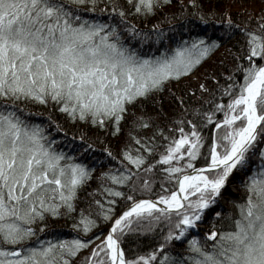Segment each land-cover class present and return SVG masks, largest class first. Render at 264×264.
<instances>
[{
	"label": "snow or ice",
	"instance_id": "obj_1",
	"mask_svg": "<svg viewBox=\"0 0 264 264\" xmlns=\"http://www.w3.org/2000/svg\"><path fill=\"white\" fill-rule=\"evenodd\" d=\"M126 3L127 7L118 0H0V264H73L93 240L97 243L81 264H264V148H257L264 142L258 139L264 137V15L252 26H240L230 14H223L225 32L238 30L243 41L232 52L234 64L224 73L223 83L209 73L217 89L205 102L211 104L207 111L201 105L186 108L168 126L171 132L157 127L166 141L159 150L154 136L130 133L137 147L126 145L122 155L135 170L122 161L123 171L102 173L129 192L105 185L102 195L107 203L94 201L99 216L110 221L103 239L85 235L29 243L35 225L44 231L47 215L74 212L78 188L90 169L56 151L47 126L25 118V106L52 104L73 121L100 128L111 124L115 134L131 106L192 72L221 43L197 35L180 40L175 48L141 55L138 49L145 41L159 44L166 32L157 25L138 29L128 16L153 14L171 0ZM189 3L200 7L197 0ZM198 15L204 21L205 13ZM119 24L125 25L123 31ZM129 38L137 41L136 48ZM199 88L207 91L203 83ZM218 96L227 97V102ZM189 112L198 123L188 118ZM217 112L223 113L222 118ZM131 114L134 128L153 123L149 116ZM206 125H213L210 135L203 131ZM56 128L61 130L59 124ZM153 153L156 158L149 163ZM257 153L259 164H254L252 156ZM154 171L162 179L159 191L149 195L156 183ZM237 172L249 173L244 185L247 196L237 204L239 214L232 225L227 230L214 225L204 242L198 236L188 238ZM137 191L142 198H136ZM109 197H125L128 202L115 217L110 206L116 201ZM145 221L138 230L163 223L167 231L150 253L128 258L121 237ZM97 223L81 209L73 227L88 234ZM182 238L187 239V249L173 255L171 242Z\"/></svg>",
	"mask_w": 264,
	"mask_h": 264
},
{
	"label": "trees",
	"instance_id": "obj_2",
	"mask_svg": "<svg viewBox=\"0 0 264 264\" xmlns=\"http://www.w3.org/2000/svg\"><path fill=\"white\" fill-rule=\"evenodd\" d=\"M118 2L127 7L126 0H118ZM197 3L200 7L193 8L189 0H171V3L166 7L153 14L136 15L132 13L128 16V20L138 29L147 31L151 30L153 25H157L166 32V38L159 44L154 40L145 41L138 49L141 55L158 54L159 50L175 48L180 40L190 39L192 36L197 35H207L219 39L221 43L196 65L192 72L184 74L179 79H172L162 91L154 92L147 99H141L138 104L131 106L128 118L121 122L119 132L113 134L111 124L100 128L90 122L73 121L52 104L44 105L36 102L25 106L27 109L24 113L25 118L47 126V130L50 131L52 138L56 141L54 145L56 151H63L66 155L73 157L77 162L85 164L90 169V175L78 188L74 212L71 215L58 217L47 215L43 221L46 225L44 231H40L39 224L35 225L36 234L29 243L34 244L38 238L70 239L75 236L84 237L85 235L88 239H91L93 235L101 239L110 221L99 216L94 201L100 200L102 203H107L102 195L105 185L119 187L126 194L129 192L127 186L113 185L111 181L102 176V173L109 170L123 171L122 161L128 164V167L134 169V166L122 155L126 145H131L133 148L137 147L130 133H135L136 136L142 138L154 136L159 150L162 149V145L166 141L159 132L155 131L157 127L164 129L165 132H171L168 126L174 125L186 108H196L201 105L203 110L207 111L211 107V104L205 102L211 99L213 90L217 89V81L211 79L209 73L216 75L217 79L223 83L224 73L229 72L234 64L232 52L238 49V42L243 41V37L238 30L234 29V34L231 35L225 32L224 21L227 17L223 14L225 12L230 14L236 25L244 26L245 23H248L249 26H252L256 17L264 15V0H197ZM80 7L85 6L81 5ZM201 11L205 13L204 21H201L198 15ZM209 13L214 14L208 15ZM103 15L107 16V14ZM118 19L117 17L116 20L118 21ZM118 26L122 31L125 28L124 24ZM125 35L128 36L127 33ZM128 43L133 48L137 47V41L131 38L128 39ZM237 79H240V77H237ZM201 83L205 85L207 91L199 88ZM190 89H195V92L190 91ZM178 97L183 99V103L178 101ZM217 99H223L225 103L227 102V97L218 96ZM133 112L137 115L143 114L151 117L153 123L146 128H134V116L131 114ZM186 115L188 118L193 119L195 123H198L196 116L190 112ZM216 115L218 118H222L223 113L217 112ZM57 124L60 125L61 130L59 131L56 128ZM212 127L213 125H206L203 128L204 133L210 135ZM258 139L264 140V137ZM209 143L210 139L206 140L202 152H207ZM257 148H264V142H258ZM105 149H108L112 155H109ZM153 158H156V153L149 155L148 162L150 163ZM203 159V155L197 158L199 163H202ZM252 160L254 164H259L258 153L252 156ZM248 174L246 173L244 178L238 182L237 192L227 199L226 207L217 211L220 215H211L207 219L204 228L191 234L188 238L198 236L201 242H204L206 239L205 234L214 225L218 230H227L232 225L234 218L239 214L237 204L243 202L247 196V189L244 185ZM154 175L156 183L149 195H154L159 191V181L162 177L158 171H154ZM142 195L139 191L135 193L136 198H142ZM109 199L116 201L114 205L110 206L112 216L124 209L128 203L125 197H109ZM81 209L98 219L96 227L88 234H84L73 227ZM146 223L145 221L141 225H134L133 230L124 233L121 237V246L128 258L150 253L162 241L163 234L167 231V225L163 223L152 227L150 230H138L143 228ZM95 242L97 240H93L88 248L81 250L73 259V264H81ZM186 249L187 239L173 241L169 247L173 255L184 252Z\"/></svg>",
	"mask_w": 264,
	"mask_h": 264
},
{
	"label": "bare ground",
	"instance_id": "obj_3",
	"mask_svg": "<svg viewBox=\"0 0 264 264\" xmlns=\"http://www.w3.org/2000/svg\"><path fill=\"white\" fill-rule=\"evenodd\" d=\"M240 174L237 172L234 176H232L231 177V179L229 180V183L227 184V186H226V188L225 189H223V194L220 196V198L219 199H217V206H219L218 207V209H220V208H223L224 207V205H225V203L223 202V200L225 201V196H226V194H227V196L228 197H230L231 195H232V186H233V182L235 181V177L236 176H239ZM221 202H223V203H221ZM221 203V204H220Z\"/></svg>",
	"mask_w": 264,
	"mask_h": 264
},
{
	"label": "rangeland",
	"instance_id": "obj_4",
	"mask_svg": "<svg viewBox=\"0 0 264 264\" xmlns=\"http://www.w3.org/2000/svg\"><path fill=\"white\" fill-rule=\"evenodd\" d=\"M231 190H232L231 192H234V191H235L233 188H232ZM234 193H235V192H234ZM224 199H225V198H224ZM223 202H225V201L223 200ZM223 202H222V203H223ZM103 235H106V233H104ZM101 239H103V236H102ZM96 243H97V242H95V244H96ZM95 244H94V245H95ZM94 245H93V246H94Z\"/></svg>",
	"mask_w": 264,
	"mask_h": 264
},
{
	"label": "water",
	"instance_id": "obj_5",
	"mask_svg": "<svg viewBox=\"0 0 264 264\" xmlns=\"http://www.w3.org/2000/svg\"><path fill=\"white\" fill-rule=\"evenodd\" d=\"M121 211H122V210H121ZM121 211H120V212H121ZM120 212H119V213H120ZM119 213H118V214H119ZM118 214H116V215H118ZM116 215H115V216H116ZM115 216H114V217H115ZM109 228H110V224H109V227H108V229H109Z\"/></svg>",
	"mask_w": 264,
	"mask_h": 264
}]
</instances>
